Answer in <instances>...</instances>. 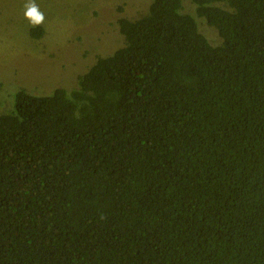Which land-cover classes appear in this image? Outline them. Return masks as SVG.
Listing matches in <instances>:
<instances>
[{
  "label": "trees",
  "instance_id": "trees-1",
  "mask_svg": "<svg viewBox=\"0 0 264 264\" xmlns=\"http://www.w3.org/2000/svg\"><path fill=\"white\" fill-rule=\"evenodd\" d=\"M116 25L74 88L2 94L0 264H264V0Z\"/></svg>",
  "mask_w": 264,
  "mask_h": 264
},
{
  "label": "rangeland",
  "instance_id": "rangeland-1",
  "mask_svg": "<svg viewBox=\"0 0 264 264\" xmlns=\"http://www.w3.org/2000/svg\"><path fill=\"white\" fill-rule=\"evenodd\" d=\"M149 1L0 0V100L6 102L2 94L16 85L40 95L74 88L89 62L122 40L117 19L134 15ZM32 5L37 11L26 18ZM37 25L43 27L40 36L30 33ZM200 27L211 43L221 41L213 26Z\"/></svg>",
  "mask_w": 264,
  "mask_h": 264
},
{
  "label": "clouds",
  "instance_id": "clouds-1",
  "mask_svg": "<svg viewBox=\"0 0 264 264\" xmlns=\"http://www.w3.org/2000/svg\"><path fill=\"white\" fill-rule=\"evenodd\" d=\"M36 11H37L36 6L32 5L30 10L26 12V18L32 17L36 13Z\"/></svg>",
  "mask_w": 264,
  "mask_h": 264
}]
</instances>
